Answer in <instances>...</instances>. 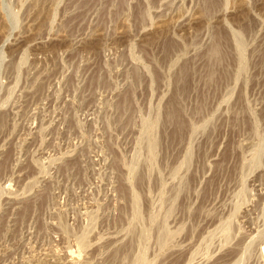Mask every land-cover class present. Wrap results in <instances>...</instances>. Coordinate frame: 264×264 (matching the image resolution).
Segmentation results:
<instances>
[{
    "label": "rangeland",
    "instance_id": "rangeland-1",
    "mask_svg": "<svg viewBox=\"0 0 264 264\" xmlns=\"http://www.w3.org/2000/svg\"><path fill=\"white\" fill-rule=\"evenodd\" d=\"M216 1L0 0V264H264V0Z\"/></svg>",
    "mask_w": 264,
    "mask_h": 264
},
{
    "label": "bare ground",
    "instance_id": "bare-ground-1",
    "mask_svg": "<svg viewBox=\"0 0 264 264\" xmlns=\"http://www.w3.org/2000/svg\"><path fill=\"white\" fill-rule=\"evenodd\" d=\"M210 6H214L216 4V0H206ZM224 31V30H223ZM222 30H219L217 33L216 40L214 42V45L212 49H210V59L212 61V64L217 66V68L222 67V62L225 60H228V56L222 57V53H220V47L222 48L223 46L226 45L227 43V36L225 32ZM169 47L173 48L174 44L169 43ZM188 66V64H187ZM187 66H184L181 70L180 73V82L182 83V90L183 92H187L189 88V81L191 75L189 72V69ZM165 118L168 124L172 126V132H171V138L173 140H176L178 142H181L184 140V135H186L187 131V123L185 122V119L183 117V113L180 108V103L178 98L172 97L171 100L169 101L166 111H165Z\"/></svg>",
    "mask_w": 264,
    "mask_h": 264
}]
</instances>
